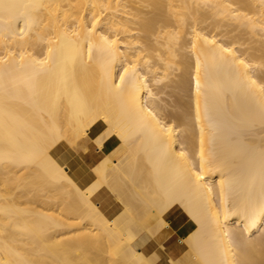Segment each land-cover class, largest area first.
Masks as SVG:
<instances>
[{"label":"bare ground","instance_id":"bare-ground-1","mask_svg":"<svg viewBox=\"0 0 264 264\" xmlns=\"http://www.w3.org/2000/svg\"><path fill=\"white\" fill-rule=\"evenodd\" d=\"M0 264H264V0H0Z\"/></svg>","mask_w":264,"mask_h":264},{"label":"crops","instance_id":"crops-1","mask_svg":"<svg viewBox=\"0 0 264 264\" xmlns=\"http://www.w3.org/2000/svg\"><path fill=\"white\" fill-rule=\"evenodd\" d=\"M89 141L87 142L86 145L87 150L84 152H78L81 154V158L83 159V164L85 166L84 172L81 173L78 170L77 162L75 159L78 153L76 152L75 149L68 147L64 152L61 153L59 158L63 165H67L68 167L71 168L72 171H75L79 175L78 180L80 186L82 187H84L92 180V171L90 169V166L93 164V162L95 160L100 159L104 155H108L113 150V148H115V146L118 145V139L116 137H113L106 141L105 146H103L102 150H98L96 146L92 144L93 143L92 140ZM181 228L182 227L179 224H176V221H169V228L165 231H168L169 232L168 236L169 235L170 236L169 237L164 236L165 238H163V242L169 245L177 244V239L182 235ZM151 241H152V237L143 238L141 241L142 246H140L141 249L147 248Z\"/></svg>","mask_w":264,"mask_h":264},{"label":"rangeland","instance_id":"rangeland-1","mask_svg":"<svg viewBox=\"0 0 264 264\" xmlns=\"http://www.w3.org/2000/svg\"><path fill=\"white\" fill-rule=\"evenodd\" d=\"M119 144V143H118ZM58 161H59V163H61L62 164V162H61V160L60 159H58Z\"/></svg>","mask_w":264,"mask_h":264}]
</instances>
